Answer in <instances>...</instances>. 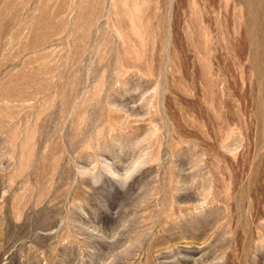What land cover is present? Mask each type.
I'll return each mask as SVG.
<instances>
[{"label":"rangeland","instance_id":"rangeland-1","mask_svg":"<svg viewBox=\"0 0 264 264\" xmlns=\"http://www.w3.org/2000/svg\"><path fill=\"white\" fill-rule=\"evenodd\" d=\"M0 264H264V0H0Z\"/></svg>","mask_w":264,"mask_h":264}]
</instances>
